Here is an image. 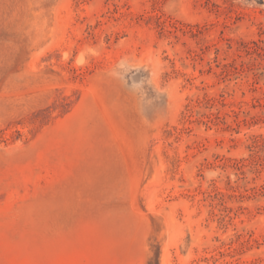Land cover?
<instances>
[{
  "label": "rangeland",
  "instance_id": "obj_1",
  "mask_svg": "<svg viewBox=\"0 0 264 264\" xmlns=\"http://www.w3.org/2000/svg\"><path fill=\"white\" fill-rule=\"evenodd\" d=\"M0 264H264V0H0Z\"/></svg>",
  "mask_w": 264,
  "mask_h": 264
},
{
  "label": "bare ground",
  "instance_id": "obj_2",
  "mask_svg": "<svg viewBox=\"0 0 264 264\" xmlns=\"http://www.w3.org/2000/svg\"><path fill=\"white\" fill-rule=\"evenodd\" d=\"M166 252V251H165Z\"/></svg>",
  "mask_w": 264,
  "mask_h": 264
}]
</instances>
